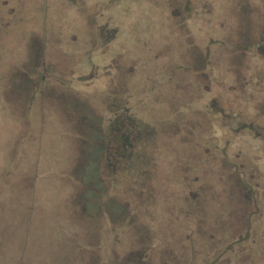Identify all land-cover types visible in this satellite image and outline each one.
I'll return each instance as SVG.
<instances>
[{
  "label": "rangeland",
  "instance_id": "1",
  "mask_svg": "<svg viewBox=\"0 0 264 264\" xmlns=\"http://www.w3.org/2000/svg\"><path fill=\"white\" fill-rule=\"evenodd\" d=\"M260 2L0 0V264H264Z\"/></svg>",
  "mask_w": 264,
  "mask_h": 264
},
{
  "label": "crops",
  "instance_id": "2",
  "mask_svg": "<svg viewBox=\"0 0 264 264\" xmlns=\"http://www.w3.org/2000/svg\"><path fill=\"white\" fill-rule=\"evenodd\" d=\"M262 4H263L262 2L259 3V5L261 6V8L264 7ZM203 6H206V4H202V3L198 4V7H203ZM201 11L203 12L202 15H206L205 9H201ZM189 14L192 15L193 13L192 12H189ZM233 22H234V20H233ZM114 36H116V33H115ZM219 40H221V39H219ZM217 41H218V39H216V41H215V38L212 37V35H211V37H210L209 40L206 39V37H204V39L203 38L199 39L197 41L196 46L194 45L195 48H196V50L194 51V54L193 55L197 54V52L200 51V48H204L203 53L200 54V55H197V56L195 55V58L194 59H191L190 58L189 64H188L189 65L188 68H186V65L183 66V67L181 66V64H178L177 65L181 69L184 68V69H188V70L192 71V75L195 78L194 80H196V84L199 86L198 87V92L196 94L199 95V96H201V99L202 100H200L199 102H201L200 105H202L204 107H201L199 104L197 105V102H198L197 101L196 102V105L197 106L195 107V111H197L199 109L200 110H204V111H209V107H211V106H208L207 104H205L203 102H209V101L212 102L213 100H215L214 99L215 96H216V98H219L220 97V93H222L223 91H226L225 89H227V86L225 85V83H223V81H221V80L220 81H217L218 79L214 81L212 79V72H213V70L210 68L209 61L207 59L206 60L203 59V54L204 53L208 54L207 51H211L212 50L211 46L212 45H215V42H217ZM227 45L228 46L230 45V48L229 49L227 48V51L229 53V56L231 54L232 57H233L231 59L232 60L234 59L233 61H235V64L234 65L232 64V62L228 63V65H230L231 67L230 68H227V69L230 70V71H233L234 68H236V70L238 69L239 75L241 77H243L245 75V73H246V71H245L246 68H248L249 65H250V63L254 60L252 58V56L254 54L248 52L249 54H247L244 57H241L240 60H239L238 58H236V56H233L234 55V52H232L231 49H233L234 45H232V47H231V44L227 43L226 44V47H227ZM242 48H246L247 49V47H242ZM251 50H253V49H251ZM237 52L239 53L238 49H237ZM262 56H264V55H262ZM199 60H201V61H199ZM181 61H182V58H181ZM195 62L199 63V65H197ZM239 75H235V77L240 78ZM231 86L232 85L228 86V91H232V87ZM202 95H204L206 97L205 101H203V96ZM237 96H238V94H237ZM128 108H129V106H128ZM222 110H226V108H222ZM32 111L35 112L34 115H37V113H38L37 109H33ZM235 114H239V113L236 112ZM211 116L212 115H210V117ZM219 124H221V123H218L217 126H220ZM226 124H228V121H226ZM241 125H243V124H241ZM208 256L209 257L221 256L222 257V260H224V258H225L222 253H210V254H208ZM211 260L210 261L209 260L208 261H205L204 260V262H206L207 264H209L211 262Z\"/></svg>",
  "mask_w": 264,
  "mask_h": 264
},
{
  "label": "trees",
  "instance_id": "3",
  "mask_svg": "<svg viewBox=\"0 0 264 264\" xmlns=\"http://www.w3.org/2000/svg\"><path fill=\"white\" fill-rule=\"evenodd\" d=\"M262 1L264 3V0H261V2ZM262 5L264 6V4H262ZM244 6H245V2H244L242 7H244ZM244 8H246L248 12L249 11L251 12V10L248 8V6H246ZM260 9H261V11H259L256 15H254L252 13L250 15L247 11L246 12L244 11L242 13V8L238 9L242 13L244 18H246V17L252 18L253 17L252 21H253V24L255 25L254 28L257 26L258 27H257V31H254V28H251L249 30L250 32H248V37L243 36L238 31L232 33L233 36H231V38H230L231 47H232V45H234V47L236 49H240L242 47H247L248 49H256V48L262 49L264 47V7L263 8L260 7ZM254 12L256 13L257 11H254ZM238 21H239V15L236 17V23ZM245 34H246V32H245ZM138 254H139V257L140 256L141 257H140V259H137L138 261H135V262L141 263L142 257H144L145 254L144 253L140 254L139 252H138ZM130 257L126 258L125 264H127L130 261L129 260ZM99 264H113V263H111V262L106 263L104 260H102Z\"/></svg>",
  "mask_w": 264,
  "mask_h": 264
}]
</instances>
